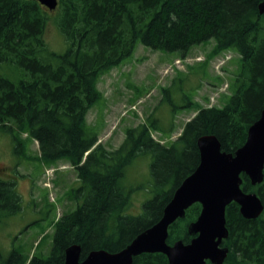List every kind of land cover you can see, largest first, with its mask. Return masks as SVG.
Returning a JSON list of instances; mask_svg holds the SVG:
<instances>
[{
  "label": "trees",
  "instance_id": "16d2710c",
  "mask_svg": "<svg viewBox=\"0 0 264 264\" xmlns=\"http://www.w3.org/2000/svg\"><path fill=\"white\" fill-rule=\"evenodd\" d=\"M57 1L53 21L66 44L61 53L50 49L44 38L49 9L36 0H0V62L23 75L16 81L0 75V131L17 142V134L31 137L46 164L67 160L78 181L70 194L82 202L54 221L48 256L13 250L5 264H64L65 249L72 244L81 246V258L91 250L122 249L161 218L174 190L196 168L197 139L212 134L222 151L234 153L264 106L262 0ZM210 40L212 48L201 68L225 51L240 58L230 94L223 96L228 97L225 104L199 106L174 140L153 138L152 133L161 129L149 114L144 122L125 129L118 146L98 142V130L86 119L88 110L103 99L98 81L132 56L137 43L185 56L193 46ZM142 153L152 158L151 196L142 201L139 214L131 215L126 213L132 189L125 184V173ZM240 177L241 189L255 192L264 205V168L263 180L255 185L246 174ZM20 209L15 181L0 179V221ZM200 210L198 202L189 206L184 217L169 225L166 242H189L193 235L188 225ZM225 221L228 236L222 245L229 251L223 264H264V209L257 218L246 219L231 202ZM132 264L168 260L160 252L141 253Z\"/></svg>",
  "mask_w": 264,
  "mask_h": 264
},
{
  "label": "rangeland",
  "instance_id": "374dc122",
  "mask_svg": "<svg viewBox=\"0 0 264 264\" xmlns=\"http://www.w3.org/2000/svg\"><path fill=\"white\" fill-rule=\"evenodd\" d=\"M49 11L44 38L50 49L61 53L66 44L53 21L55 10ZM212 44L213 40L195 45L183 56L179 51L154 50L137 43L132 56L98 81L103 99L86 116L87 123L99 132L98 142L118 146L125 129L144 122L149 114L157 118L156 125L161 129L152 133L153 138L174 140L199 106L225 104L228 97L223 96L230 94L229 83L240 58L229 52L225 63L222 54L210 58L203 69L201 64L206 62ZM0 75L14 81L23 77L6 62H0ZM17 136L18 142L12 134L0 131V179L14 180L21 199L20 211L0 221V264H5L13 250L48 256L54 221L82 202L80 196L73 198L70 194V189L78 186L70 163L64 159L44 163L38 157L37 142L25 133ZM151 159L150 154H139L126 169L124 181L132 189L127 214H139L142 201L151 196Z\"/></svg>",
  "mask_w": 264,
  "mask_h": 264
},
{
  "label": "water",
  "instance_id": "95a60500",
  "mask_svg": "<svg viewBox=\"0 0 264 264\" xmlns=\"http://www.w3.org/2000/svg\"><path fill=\"white\" fill-rule=\"evenodd\" d=\"M49 10L56 8L57 0H36ZM264 12V0L259 4ZM199 162L196 168L182 180L163 209L161 218L137 234L118 251L96 249L81 258V246L72 244L65 249L64 264H132L133 257L141 253L160 252L166 255L168 264H223L228 247L222 240L228 236L225 225V208L231 202L239 206L246 219H255L264 205L255 192L241 189L240 174L244 173L252 185L263 180L264 168V106L259 118L252 123L242 146L227 153L221 150L218 139L212 134L197 139ZM200 203L196 220L188 225L193 235L189 242H166L168 227L185 215L193 203Z\"/></svg>",
  "mask_w": 264,
  "mask_h": 264
},
{
  "label": "built area",
  "instance_id": "2783aa9c",
  "mask_svg": "<svg viewBox=\"0 0 264 264\" xmlns=\"http://www.w3.org/2000/svg\"><path fill=\"white\" fill-rule=\"evenodd\" d=\"M227 58L229 57V55L226 56ZM225 62V59H222ZM222 65V63H219V66Z\"/></svg>",
  "mask_w": 264,
  "mask_h": 264
},
{
  "label": "crops",
  "instance_id": "0c3cea01",
  "mask_svg": "<svg viewBox=\"0 0 264 264\" xmlns=\"http://www.w3.org/2000/svg\"><path fill=\"white\" fill-rule=\"evenodd\" d=\"M235 54H236V53H235ZM238 56H239V55H238ZM232 62L236 64L235 58H234V60H232ZM236 69H237V68H236Z\"/></svg>",
  "mask_w": 264,
  "mask_h": 264
}]
</instances>
